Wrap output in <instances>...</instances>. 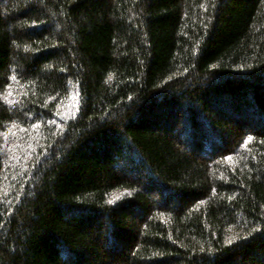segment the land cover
Wrapping results in <instances>:
<instances>
[{"label":"trees","instance_id":"trees-1","mask_svg":"<svg viewBox=\"0 0 264 264\" xmlns=\"http://www.w3.org/2000/svg\"><path fill=\"white\" fill-rule=\"evenodd\" d=\"M0 264H264V0H0Z\"/></svg>","mask_w":264,"mask_h":264},{"label":"snow or ice","instance_id":"snow-or-ice-1","mask_svg":"<svg viewBox=\"0 0 264 264\" xmlns=\"http://www.w3.org/2000/svg\"><path fill=\"white\" fill-rule=\"evenodd\" d=\"M13 79H15V77H13ZM248 139L251 140L252 137H249ZM228 159H231V157H228ZM228 243H232V240L230 239V240L228 241Z\"/></svg>","mask_w":264,"mask_h":264}]
</instances>
